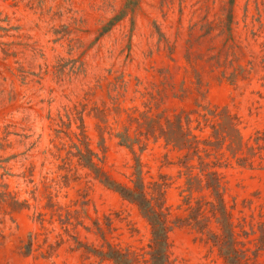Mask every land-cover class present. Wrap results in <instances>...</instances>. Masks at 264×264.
<instances>
[{
  "label": "rangeland",
  "instance_id": "374dc122",
  "mask_svg": "<svg viewBox=\"0 0 264 264\" xmlns=\"http://www.w3.org/2000/svg\"><path fill=\"white\" fill-rule=\"evenodd\" d=\"M264 264V0H0V264ZM227 254V255H224Z\"/></svg>",
  "mask_w": 264,
  "mask_h": 264
},
{
  "label": "trees",
  "instance_id": "16d2710c",
  "mask_svg": "<svg viewBox=\"0 0 264 264\" xmlns=\"http://www.w3.org/2000/svg\"><path fill=\"white\" fill-rule=\"evenodd\" d=\"M119 193L124 200L138 206L141 215L150 226L151 239L146 248H142L139 253L131 254L111 248L108 253L99 254L101 259L113 264H170L168 234L171 228L168 226L166 216L147 200L142 186L138 184L134 189L122 187ZM227 262L236 264L235 260L228 259Z\"/></svg>",
  "mask_w": 264,
  "mask_h": 264
}]
</instances>
